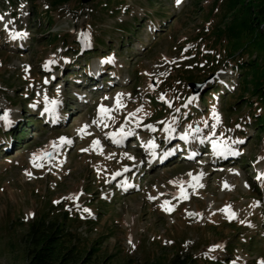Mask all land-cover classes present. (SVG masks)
Here are the masks:
<instances>
[{"label": "rangeland", "instance_id": "obj_1", "mask_svg": "<svg viewBox=\"0 0 264 264\" xmlns=\"http://www.w3.org/2000/svg\"><path fill=\"white\" fill-rule=\"evenodd\" d=\"M213 2L0 0V117L11 122L0 119V264H25L30 224L66 212L76 233L123 261L177 253L196 264L264 261V107L256 104L255 120L239 99L241 77L213 33L221 17ZM90 63L102 76L84 71ZM121 128L132 134L114 143ZM214 141L237 154H218ZM170 146L177 157L159 164ZM45 152L35 167L33 155Z\"/></svg>", "mask_w": 264, "mask_h": 264}, {"label": "trees", "instance_id": "obj_2", "mask_svg": "<svg viewBox=\"0 0 264 264\" xmlns=\"http://www.w3.org/2000/svg\"><path fill=\"white\" fill-rule=\"evenodd\" d=\"M104 1L105 7H108L109 3L118 0ZM100 4L103 5L102 2ZM211 4L213 13L221 14L213 30L214 36L219 38L217 43H224V51L228 55L226 60L241 77L243 94L239 99L245 100L243 103L248 104L247 112L252 114V118H257L259 107L256 104L264 107V0H214ZM55 39L57 36L52 35L51 42ZM248 91L255 95L254 103L243 98ZM240 112L237 110L236 114ZM259 124L264 125V118ZM70 219L67 212L35 219L23 238L25 264H196L193 258L182 259L183 255L178 253L169 261L142 263L134 258L123 261L115 254L103 251L101 240L90 243L87 237L76 233L68 223Z\"/></svg>", "mask_w": 264, "mask_h": 264}, {"label": "snow or ice", "instance_id": "obj_3", "mask_svg": "<svg viewBox=\"0 0 264 264\" xmlns=\"http://www.w3.org/2000/svg\"><path fill=\"white\" fill-rule=\"evenodd\" d=\"M179 2H180V0H177V3H179ZM3 19H4V17H3V16H0V21H2ZM27 35H28V34H27L26 32H24V33H13V38H16V37H21V38H23V37H26ZM46 66H47V65H46ZM46 99H47V98H46ZM57 103H58L57 101H51L52 108H46L45 111H54L55 106H56ZM117 105H118V106H121V105H120V100H119V98H117ZM110 112H111L110 109H107V108L101 106V108H100V114H101L102 117L111 118V116H110ZM130 115H135V114L133 113V114H130ZM213 117H214L217 121H219V117H218V115L215 113V111H213ZM0 119L6 121L7 123H11L10 121H8V117H7V115H5V116H3V117H0ZM87 127H88V126L85 125V126L82 127L81 129H79V132H80L82 135H83V134H87ZM147 127L150 128L152 131H155V130H156V129H155L153 126H151V125H148ZM190 127H191V126H190ZM165 130L169 132V135H171V132L174 131V129L171 127L170 124L167 126V128H166ZM195 131L199 132L200 129L197 128ZM131 134H132V133H130V132H125L124 129L121 128V129L119 130V132H116V133H112V134H110V138L113 139V142H114V143L119 144V143H122V140H123L124 137H126L127 135H131ZM116 137H120V139H116ZM181 138L187 140V139L189 138L188 133H185ZM201 142H203V141H201ZM71 143H72V141H71V140H68L67 138H61V139H60V142H59L60 145H63V144H71ZM235 143H243V141H235ZM213 146L216 147V148L221 149V151L218 153V154H220V155H229V154H231V155H235V154H237V153H235V152H231V151H229V149H228V147H227V145H226V142H223V143H217V142L214 141V142H213ZM52 147H54V148H55V147H58L57 143H56V142H53ZM94 147H100V142H99L98 140H97V141H94ZM148 147L151 148V149H155V148L158 147V145H156L154 142H152V143H150V144L148 145ZM85 151H87V149H85ZM152 155H153V156L156 155L155 151L152 152ZM45 156L50 157V156H51V153L45 152V153L34 154V155H33V164H34V166H35V167H42V164L36 163V161H37L38 159H43ZM165 156H167V153H165ZM129 159H133V158H132V157H129ZM124 171L127 172V171H129V169L125 168ZM29 175H30V174H29ZM115 175H121V173L118 172V173H116ZM189 175H191V174H189ZM201 175H202V174H201ZM113 178H115V177H113ZM200 178H201L200 176H194L192 179L198 183V181H199ZM178 183H179V186H180V193H179V195H180L182 198L187 199V198H188V195H187V193H186V191H185V189H184V187H183L184 182L181 181V182H178ZM193 186H195V185H193ZM225 187H228V185L225 184ZM150 198H151V197H150ZM57 203H58V202H57ZM169 204H170V202L165 201V204L163 205L165 211H171V210H172V208H170V207L168 206ZM85 211H87V209H85ZM222 211H224V212L227 213L229 219H235V218H236V217H235V213L231 211V206H228L226 209H223ZM217 247H219V246H217ZM260 264H264V261H261Z\"/></svg>", "mask_w": 264, "mask_h": 264}, {"label": "bare ground", "instance_id": "obj_4", "mask_svg": "<svg viewBox=\"0 0 264 264\" xmlns=\"http://www.w3.org/2000/svg\"><path fill=\"white\" fill-rule=\"evenodd\" d=\"M101 67L102 66H100V64H94V63H90V65H89V68H90V72H92V74L94 75V77H96V78H98V77H100V76H102V69H101ZM87 67H85V69H84V71H86L87 72ZM86 75V74H85ZM87 75H88V73H87ZM84 77V76H83ZM86 78V77H85ZM92 81V80H91ZM84 83H85V81H84ZM99 88H101L100 87V85H98V86H96L95 88H90V89H88V87H87V89L88 90H92V91H96V90H98ZM92 96V95H91ZM175 140V138L173 139V140H171V137H168V139H167V141L168 142H170L171 141V143L173 142ZM176 143V142H175ZM194 145V144H193ZM168 146V145H167ZM178 147H179V145H178ZM197 147V146H196ZM192 149V148H191ZM180 152V150L178 149V148H176V147H173V146H170L165 152H164V155H163V157H162V159L160 160V162H170L173 158H175V157H177V155H178V153ZM165 153H167V156H165ZM228 156H230V155H228ZM197 157V156H196ZM225 157V156H224ZM225 161L226 162H229L230 160L228 159V157H227V159H225ZM225 163V162H224ZM193 169V168H192Z\"/></svg>", "mask_w": 264, "mask_h": 264}, {"label": "water", "instance_id": "obj_5", "mask_svg": "<svg viewBox=\"0 0 264 264\" xmlns=\"http://www.w3.org/2000/svg\"><path fill=\"white\" fill-rule=\"evenodd\" d=\"M91 0H82L83 3H89Z\"/></svg>", "mask_w": 264, "mask_h": 264}]
</instances>
